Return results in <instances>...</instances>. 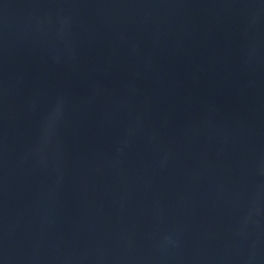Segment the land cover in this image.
I'll return each instance as SVG.
<instances>
[{
	"label": "water",
	"instance_id": "water-1",
	"mask_svg": "<svg viewBox=\"0 0 264 264\" xmlns=\"http://www.w3.org/2000/svg\"><path fill=\"white\" fill-rule=\"evenodd\" d=\"M0 264H264V0H0Z\"/></svg>",
	"mask_w": 264,
	"mask_h": 264
}]
</instances>
